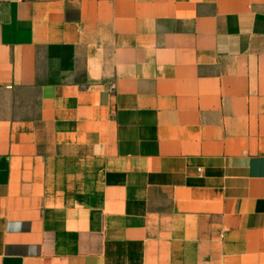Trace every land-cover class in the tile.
<instances>
[{
    "label": "crops",
    "instance_id": "crops-1",
    "mask_svg": "<svg viewBox=\"0 0 264 264\" xmlns=\"http://www.w3.org/2000/svg\"><path fill=\"white\" fill-rule=\"evenodd\" d=\"M0 264H264V0H0Z\"/></svg>",
    "mask_w": 264,
    "mask_h": 264
}]
</instances>
